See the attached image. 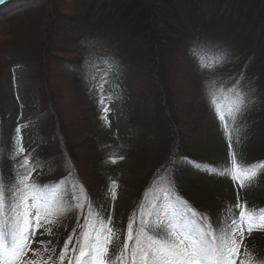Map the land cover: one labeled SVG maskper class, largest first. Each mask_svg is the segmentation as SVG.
<instances>
[{"label":"trees","instance_id":"obj_1","mask_svg":"<svg viewBox=\"0 0 264 264\" xmlns=\"http://www.w3.org/2000/svg\"><path fill=\"white\" fill-rule=\"evenodd\" d=\"M22 5L8 15L19 17V36L0 43V81L11 68H20L36 89L35 119L45 142L37 149V169L51 167L52 176L35 184L78 181L95 204L114 180L134 200L131 216L146 193L155 199L148 190L160 178L161 187L171 182L172 195L215 227L228 206L224 180L183 158L218 167L203 149L198 127L213 113L209 93L214 85L230 88L243 72L239 151L244 164L264 161V0H39ZM218 52L225 59L216 64ZM194 55L211 67L197 68ZM102 79L118 88L131 109L137 135L126 148L94 133ZM219 94L221 105L230 103L226 91ZM2 117L0 175L12 181L18 161L9 156L12 125ZM113 156L130 164L104 167ZM121 172L127 181L119 179ZM258 176L264 181V171ZM256 202V208H264V197ZM77 216L72 210L60 220H68L73 230ZM4 240L10 242L6 235ZM254 254L264 260V249Z\"/></svg>","mask_w":264,"mask_h":264},{"label":"snow or ice","instance_id":"obj_2","mask_svg":"<svg viewBox=\"0 0 264 264\" xmlns=\"http://www.w3.org/2000/svg\"><path fill=\"white\" fill-rule=\"evenodd\" d=\"M224 59L225 54L218 52L215 63ZM201 66L210 68L211 64L202 63ZM114 68L115 65H110L109 71ZM242 78L243 72L232 87L224 89L222 84L214 85L215 90L209 93L210 104L222 123L228 142L229 160L212 167L183 158L198 169L203 167L208 173L230 179L239 190L264 171V161L244 164L233 149V143L240 142L236 120L245 107V95L240 88ZM104 83L106 79H102L97 88L98 104L101 119L108 124L111 97L103 95ZM224 91L230 99L227 105L220 103L223 95L219 93ZM22 127L27 125L17 127L11 154V158L18 161L13 165L15 178L6 181L0 175V264H49L50 261L64 264L66 259L68 264H237V261L239 264H264V260L258 259L244 244L246 233L251 235L264 230V208L250 207L247 201L241 200L239 191L236 204L226 207L222 219L214 227L206 215L196 213L186 201L172 195L174 185L171 182L161 187L158 178L148 190L155 199L146 193L129 217L125 231L114 232L110 227L111 215L105 219L97 212L78 181L66 178L52 186L35 184L32 172L37 169V163L31 158V151L23 146ZM20 157L23 159H18ZM123 159V156H113L110 162ZM117 187L116 181H110L108 196L112 201L116 199ZM72 210L78 213L77 227L73 228L59 254L51 246L52 240L35 241L43 247L32 248L38 230H43L41 236L54 235L53 228L61 226L60 218ZM5 235L10 242L4 240ZM29 252L36 259H31ZM43 253L49 255L45 257ZM53 255L55 261H52Z\"/></svg>","mask_w":264,"mask_h":264},{"label":"rangeland","instance_id":"obj_3","mask_svg":"<svg viewBox=\"0 0 264 264\" xmlns=\"http://www.w3.org/2000/svg\"><path fill=\"white\" fill-rule=\"evenodd\" d=\"M87 10V9H86ZM11 13V12H10ZM9 13V14H10ZM70 11L65 13L67 15L73 14ZM8 14V15H9ZM8 15L0 18V43L5 44V42H13L18 39V27H19V17H8ZM194 62L197 63V68L201 69L202 63H206L203 59L199 58L197 55L193 56ZM0 101L3 102V114H1L6 121L11 125V132L9 134L11 151L9 156L13 151V142L16 137V129L18 126L27 125V127H22L21 136L23 137V146L25 149L31 151V158L37 161V149L44 146V140L38 135V125L36 123V103H35V87L32 86L27 80V74L24 70L20 68H11L0 81ZM103 95L111 97V101L108 103L110 112L108 114V124L101 119L102 111L101 107H98L99 115L96 119L95 135L97 137H104L108 141H115L123 144L126 148L128 142L131 138H135L137 135V130L132 126L130 121L131 109L124 105V99L119 95V90L116 86L111 85L110 81L103 84ZM0 115V116H1ZM199 135H201V140L203 149L212 156V159L217 164V166L223 165L229 160V147L228 142L225 139L223 126L221 121L217 118V114L213 111L212 115L206 117L203 123L198 127ZM233 149L240 159L244 163L243 154L239 151V143H233ZM28 153L25 152V155ZM23 159L20 157L18 159ZM12 159V158H11ZM13 160V159H12ZM116 163H122L124 165L130 164V160L123 159L118 160ZM111 164L110 160L104 163V167H108ZM52 168L46 167L42 169H36L32 173V177L35 181L42 178H51ZM119 179L121 181H127L128 177L124 172L119 173ZM223 182V191L227 199V205H235L237 202V192L242 201H247L250 207L256 206V201L259 198L264 197V181L258 175L256 178L250 182L243 190H239V186H233V182L224 177L220 176ZM109 189V188H108ZM108 189L102 196L95 199V206L97 212L103 216L105 219L111 215L110 227L114 232L123 233L126 229L130 213L132 211L134 200L130 196L124 193L123 186L118 185L116 189V199L112 201L108 196ZM101 193L100 191H98ZM93 195L97 194L96 191L92 192ZM66 219L61 220V226L53 228L54 235L52 236H41L40 232L42 229L37 231V235L32 244L33 249L42 248L43 246L36 243L35 241L52 240V247H55L56 253L59 254L66 239L71 235L72 230L66 224ZM246 238L244 244L253 253L261 249H264V230L253 232L251 235L245 234ZM123 240V235L120 236ZM69 248H71L69 246ZM243 247L241 251H243ZM109 254H111V248H109ZM47 257L48 253H43ZM71 255V253H70ZM31 259H36L32 257L31 252L28 253ZM56 260V256H52V261ZM23 264V262H21ZM49 264H52L50 261ZM64 264H68L67 259ZM239 264V261H237Z\"/></svg>","mask_w":264,"mask_h":264},{"label":"water","instance_id":"obj_4","mask_svg":"<svg viewBox=\"0 0 264 264\" xmlns=\"http://www.w3.org/2000/svg\"><path fill=\"white\" fill-rule=\"evenodd\" d=\"M24 1L35 0H4L3 3H0V18L8 15L12 11L21 9Z\"/></svg>","mask_w":264,"mask_h":264},{"label":"bare ground","instance_id":"obj_5","mask_svg":"<svg viewBox=\"0 0 264 264\" xmlns=\"http://www.w3.org/2000/svg\"><path fill=\"white\" fill-rule=\"evenodd\" d=\"M35 1H39V0H35Z\"/></svg>","mask_w":264,"mask_h":264}]
</instances>
